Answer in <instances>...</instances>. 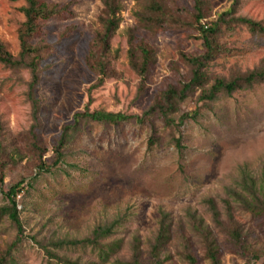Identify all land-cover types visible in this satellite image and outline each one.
<instances>
[{"label": "rangeland", "instance_id": "obj_1", "mask_svg": "<svg viewBox=\"0 0 264 264\" xmlns=\"http://www.w3.org/2000/svg\"><path fill=\"white\" fill-rule=\"evenodd\" d=\"M43 1L61 12L38 21L39 30L30 42L42 53L35 90L39 103L36 133L45 151L42 160L48 165L53 163L62 128L72 123L75 114L106 111L143 118L144 112L161 102L169 86L176 85L177 76H189L181 55L202 52L193 30H146L142 23L147 17L145 3L118 0L119 23L109 41L105 76L100 83V74L88 68V58L105 32L103 0ZM200 1L204 24L215 21L224 9H232L227 20L241 17L264 25V0ZM163 4L175 17L192 21V0H163ZM23 7V0H0V43L15 58L20 52ZM140 44L153 56L145 79L137 75L129 60L132 51L134 61L140 62L136 52ZM219 44L224 50L208 66V85L217 78L244 76L264 65V36L251 34L244 26L222 29ZM30 82L27 70H11L0 64V207L6 205L3 193L10 186L36 173L34 156L28 150L32 117L26 95ZM197 97L198 92L188 97L172 117L178 120L184 113L195 111L198 115L175 129L165 128L155 115L141 123L133 119L118 125L81 124L63 148L60 163L49 173L28 180L25 184L30 186H25L17 198L23 234L12 251L13 264H63L48 257L41 246L79 264L128 261L134 238L139 240L140 262L151 264L149 245L157 234L162 212L169 216L171 228L163 249L162 257L167 258L164 264H188L180 256L181 236L188 240L197 264H211L191 230L188 212L195 213L211 232L219 264L253 262L215 225L204 201H215L226 225L223 201L230 199L227 190L241 192L244 173L260 184L264 175V84L230 96L220 94L209 104L197 103ZM172 136L180 139V149L170 142ZM151 139L156 141L152 147ZM232 214L245 244L259 254L258 264H264V218L252 217L238 208ZM114 221L113 233L101 242L117 245L107 262L88 246L48 245L88 238L98 226ZM16 236L14 226L1 219L0 250L15 242Z\"/></svg>", "mask_w": 264, "mask_h": 264}, {"label": "trees", "instance_id": "obj_2", "mask_svg": "<svg viewBox=\"0 0 264 264\" xmlns=\"http://www.w3.org/2000/svg\"><path fill=\"white\" fill-rule=\"evenodd\" d=\"M19 1V0H12ZM25 7L21 9L24 16V22L18 32V40L20 45V52L15 58L5 51L3 45L0 43V64L11 69H25L30 74L31 82L29 84L27 98L31 104L32 125L29 130V153L34 156L35 175L43 172H50L51 168L60 163L62 158V150L65 147L71 134L74 133L81 124L98 123L106 125H118L127 121L135 119L141 123L144 118L150 115H155L163 123L165 128L175 129L182 125L185 120L194 119L198 112L184 113L178 120H175L172 115L178 112L180 106L188 97L198 92L197 103L209 104L216 100L217 96L224 94L226 96L232 95L234 92L242 89H251L258 84H264V65L259 69H255L244 76L230 78H217L213 80L211 85H208L207 69L210 63L214 62L217 56L224 50L219 44V35L222 29L227 30L232 26H244L251 34L264 36V25L247 18H230L233 10H225L217 15L215 21L203 23L205 16L202 13L203 6L200 0H192L193 12L191 13L192 21L188 22L182 20L180 17H175L173 12L169 9L165 10L163 0H136L143 1L146 7L145 20L142 21L143 28L146 30L157 29H171L177 28L181 30H193L195 35L193 38L201 42L202 52L193 55H181V60L189 69V76L187 78L182 75L177 76L176 85H170L163 93L161 102L152 106L143 114V118L126 116L123 113H112L106 111H85L77 113L73 116L72 123L65 125L62 128V134L57 141L54 148V160L51 165L46 164L42 158L44 154L43 145L40 143L39 136L36 131L39 128V103L35 97L36 86L39 81V65L42 60L41 49L33 47L30 42L36 36L39 28L38 21L47 20L58 16L61 12L55 8H49L43 0H23ZM104 15L103 25L105 32L100 35L94 45V51L90 53L88 58V68L94 73L100 74V83L103 82L105 76V60L109 50V41L116 30L119 19L116 17L119 7L118 0H103ZM142 26V25H141ZM136 52L139 54L140 62L134 61V53L129 52L130 66L134 69L139 77L145 79L148 73V67L153 61L152 51L144 44L136 47ZM102 78V79H101ZM170 142L178 149L181 148L180 139L172 136ZM150 147L156 144V141L151 139ZM1 147V146H0ZM3 152V151H2ZM10 154V153H9ZM14 155H18L17 152ZM10 156V155H8ZM13 156V155H12ZM14 158V157H13ZM11 157L10 160L12 161ZM2 167V166H1ZM0 167V169H1ZM32 173V172H31ZM2 176V170H0ZM34 174L28 180H32ZM0 176V182L2 177ZM27 179L20 178L16 183L9 187L3 193L6 205L0 207V220L6 218L16 229V241L13 242L4 250H0V264H13L12 251L16 245L21 241L23 228L19 218L17 198L20 194L30 186V183L25 184ZM31 182V181H30ZM257 180L249 175L243 174L240 185L241 192L233 189H228L226 194L230 199L223 201L225 216L227 217V224L225 225L220 217L216 203L213 199H207L204 204L207 207L216 226L222 228L223 232L228 236L232 244L242 252L243 256L249 257L253 262L247 264H258L259 254L253 253L245 244L244 237L241 233L239 225L233 220L232 210L238 208L240 211L250 214L252 217L264 218V175L260 178V184ZM27 186V187H25ZM190 219L191 230L198 237L205 249V257L211 264H219L218 248L215 239L211 232L204 226L203 221L197 218L195 213H187ZM169 216L161 213V218L158 224V231L152 243L149 245V257L151 264H164L167 258H163V249L166 242L170 238L171 228L168 223ZM117 221L107 225L98 226L95 228L90 237L82 240H61L52 241L48 245L53 248H60L64 246H83L91 247L96 250L97 257L104 262H107L112 256L117 245L102 244V241L107 240L113 233ZM182 252L180 256L182 260L188 264H197V260L189 252L188 240L181 236ZM41 246V245H40ZM46 255L50 258L56 259L63 264H79L74 261H67L57 257L52 252L48 251L44 246ZM112 264H142L140 262L139 240L134 238L131 243V257L128 261L113 260Z\"/></svg>", "mask_w": 264, "mask_h": 264}]
</instances>
